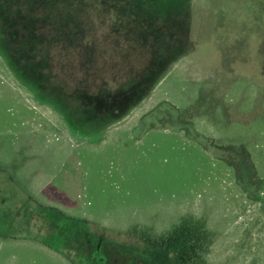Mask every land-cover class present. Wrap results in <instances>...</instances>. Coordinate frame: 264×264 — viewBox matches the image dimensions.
<instances>
[{
  "label": "rangeland",
  "instance_id": "rangeland-1",
  "mask_svg": "<svg viewBox=\"0 0 264 264\" xmlns=\"http://www.w3.org/2000/svg\"><path fill=\"white\" fill-rule=\"evenodd\" d=\"M263 150L264 0H0V264H260Z\"/></svg>",
  "mask_w": 264,
  "mask_h": 264
},
{
  "label": "trees",
  "instance_id": "trees-1",
  "mask_svg": "<svg viewBox=\"0 0 264 264\" xmlns=\"http://www.w3.org/2000/svg\"><path fill=\"white\" fill-rule=\"evenodd\" d=\"M190 152H192V151H190ZM190 152L187 151V154H189ZM262 152H264V150ZM200 153H201V155L206 153L207 156L212 157L213 158V164H215V165L219 164V162L221 161L220 159H222L221 156L215 155V153L211 150H207V151L203 150ZM260 154H261V152H260ZM191 157H194V156L191 155ZM196 157H200V156L195 155V158ZM260 157L261 156H259V158ZM212 158L210 159V161L212 160ZM261 158L264 159V156ZM254 169L259 171V165L256 162H254ZM233 185L238 187V191L233 196V198H232V196L225 198L224 205L218 204V207L220 209L219 213L223 209L224 210L223 215H226V218L223 219L224 221L222 220L221 223L218 224V227L225 229L224 231H226L227 227L228 228L229 227L230 228L231 227H234V228H241L242 227L241 230H242L243 234H247L248 231H250L254 227H256L257 229L260 228V229H258V231H260L261 234L259 232H257V233L254 232V234H253L254 238H252L253 242L250 241L251 244L248 245V247H249L248 249L250 250L249 252L252 253V255L256 254V253L262 254V256H261L262 259L259 260L260 264H262V263H264V213L261 212L258 216H256L254 213H252V214L246 213L245 214V209L243 208V206L244 207L249 206V204L252 203V200L248 196L246 189L242 186V184L239 182V180H235L233 182ZM199 197L200 198H198V200L199 201L202 200V197L201 196H199ZM234 197H236V198L234 199ZM234 201L237 202V204H238L237 208L233 207L232 210H230L228 205ZM239 205H241V206L239 207ZM219 213H218V215H219ZM241 216H242V218H240ZM239 218L241 220H239ZM259 218H260V220H259ZM211 224H212V222L201 226V228L199 229V232H198V235L200 236L199 241L197 242V244H195L196 246L195 245L193 246V250H187L188 252H186L185 254L184 253L182 255L180 254L181 255L180 256V264H202L200 262V260L195 259L196 255L193 253V251H196V254H197V251L199 253L201 247L203 249H205V247H207V241L209 239H211V235H212L211 228H208ZM171 231H172V229H171ZM209 233H211V235H209ZM253 259L254 258H251L249 260L250 263L247 262V264L255 263L256 260H253ZM230 264H240V263L239 262H234V263L231 262Z\"/></svg>",
  "mask_w": 264,
  "mask_h": 264
}]
</instances>
